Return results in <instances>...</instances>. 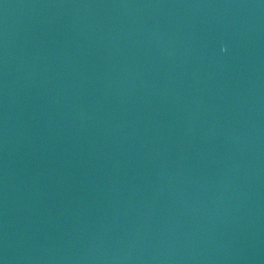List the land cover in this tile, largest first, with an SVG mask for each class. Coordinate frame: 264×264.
Wrapping results in <instances>:
<instances>
[{"label":"water","instance_id":"1","mask_svg":"<svg viewBox=\"0 0 264 264\" xmlns=\"http://www.w3.org/2000/svg\"><path fill=\"white\" fill-rule=\"evenodd\" d=\"M0 264H264V0H0Z\"/></svg>","mask_w":264,"mask_h":264}]
</instances>
